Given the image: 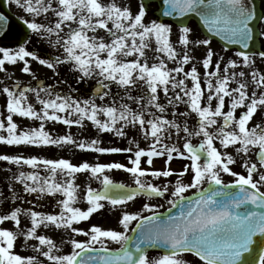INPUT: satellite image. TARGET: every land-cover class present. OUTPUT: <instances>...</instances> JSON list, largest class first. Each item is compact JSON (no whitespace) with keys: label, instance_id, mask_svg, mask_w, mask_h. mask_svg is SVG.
<instances>
[{"label":"snow or ice","instance_id":"1","mask_svg":"<svg viewBox=\"0 0 264 264\" xmlns=\"http://www.w3.org/2000/svg\"><path fill=\"white\" fill-rule=\"evenodd\" d=\"M15 3L31 17L24 20L27 28L46 38L61 54L42 58L24 44L15 50L0 47L3 54L0 71L5 70L6 62L14 65L21 61L22 71L30 73V57L54 72L67 65L71 72L79 74L77 82L95 78L96 86L87 97L56 91L53 85L38 84L33 88L21 87L17 82L15 88L5 86L7 115L0 118V143L72 144L81 150L132 155L130 167L123 163L75 164L65 158L0 155V161L31 166V171H20L14 176L24 192L61 197L56 200L58 214L20 207L0 214V264H44L34 255L23 256L15 251L19 236L25 241L37 240L38 245L33 247L51 264H189L183 257L185 253L199 258L201 264H264V240L255 262L245 258L254 245V237H264V71L256 68L253 55L241 50L236 53L239 60L224 56L214 60L217 54L211 47V39H193V29L187 25L179 32L178 43L183 51L178 52L171 39V25L146 20L144 4L133 11L120 0H15ZM163 4L167 6L166 16L194 13L209 32L248 49L255 12L247 0H163ZM5 19L0 14V21ZM195 46L206 48L201 61L205 69L203 82L195 64L187 71L184 67L195 59L192 54ZM149 51L153 53L151 58ZM259 56L264 58V51ZM169 61L175 62V66L169 67ZM241 65L251 68V72L237 71ZM252 86L256 90L250 91ZM161 92L166 103L161 102ZM29 93L34 94L39 109L29 102ZM179 105L185 111H177ZM169 106L171 119L167 115ZM239 109L243 110L238 114ZM257 115L261 122L253 123ZM14 116L40 123L38 127L20 129ZM189 117H195L192 124ZM49 121L81 128L89 121L97 132L121 138L135 130L150 143L141 147L133 137L126 148L102 147L98 139L76 141L71 134L53 137L45 127ZM194 137L200 138L198 143L193 142ZM230 146L244 157L255 151L257 162L243 160L246 175L233 170L237 161L227 150ZM177 157L189 161L179 172L170 167L163 170L151 167L154 158H165L166 164H170ZM142 163L149 167H143ZM107 169L126 170L135 177L137 187L129 189L114 183L104 174ZM189 172L191 179L186 183L183 178ZM80 173H90L102 184L101 190L89 186L83 192L86 210L76 206L81 199V186L77 183ZM223 173L235 179L225 184ZM148 175L177 177L171 190L173 199L168 201L173 207L179 206L177 214L162 217L157 205L144 203L142 211L123 213L119 221L123 231L93 225L85 232L73 227L75 222L85 221L103 209V201L116 206L134 200L139 193L164 197L169 185L146 182L143 178ZM205 182L210 185L207 189L202 187ZM189 189L198 190L193 198L185 196ZM17 198L13 193L12 199ZM144 211L150 214L144 215ZM22 214L30 218L31 226L27 229L20 227ZM8 221L14 223L15 231L2 226ZM132 222H136L131 228L136 233L134 237L128 235ZM42 225L71 229L89 239H71L72 251L57 254L60 249L56 242L37 234ZM105 238L118 242L120 248L109 249ZM96 243L101 244L100 249L94 247ZM153 246L166 251L158 257H149L147 248Z\"/></svg>","mask_w":264,"mask_h":264},{"label":"rangeland","instance_id":"2","mask_svg":"<svg viewBox=\"0 0 264 264\" xmlns=\"http://www.w3.org/2000/svg\"><path fill=\"white\" fill-rule=\"evenodd\" d=\"M125 6H130L133 11H136L137 6L142 4L140 0H120ZM7 7L10 11L22 22L25 19H31L30 15L25 13L19 6L16 5L15 0H7ZM157 6L155 4H149L146 7V20H157L158 18L155 14ZM42 19V18H37ZM172 41L177 48V51L182 52L183 48L178 43L179 32L180 30L172 27ZM25 43H23L29 50L36 51L42 58H50L49 54L52 55H60L61 50L53 48L49 45L46 38L39 37L40 41H37L38 45L34 44V36L35 34L31 32ZM37 36V35H36ZM193 39H199V35H191ZM0 47H7L9 49L15 50L19 47L15 45H1ZM198 46H195L193 50H196ZM2 53H0V58H2ZM149 57L151 58L153 53L149 51ZM30 60V67L32 72L24 73L22 71L23 62L18 61L16 64H5V70L0 71V118H5L7 115L6 111V93L3 92V88L5 86L13 88L17 82L20 83V86H30L36 87L37 82L39 80H43L44 85H53L56 86V91L62 93H68L79 97H87L93 93V88L96 86V79L90 78L86 82H77L76 77L79 75L78 73H73L70 71L69 67L65 65H61L57 72H54L52 69L47 68L44 65L39 64L38 61L32 60V58H28ZM175 66V62L169 61ZM58 82H63L58 84ZM190 82V81H189ZM113 91H116V88H113ZM161 94H163L161 92ZM160 94V95H161ZM29 102H32L38 109L40 105L35 99L34 94L29 93ZM98 103L100 101H97ZM135 107V105H133ZM14 120L19 125L20 129L30 128V127H38L40 121H34L29 118H23L20 116H14ZM46 130L53 136H61L66 134H71L76 141L82 140H92L98 139L100 142L99 146L102 147H120L126 148L129 147V139L135 137L141 147H147L150 143V140H145L141 135H138L135 130L129 131V136L125 138L117 137L112 133H99L96 128L89 121H85V125L83 128L77 125H73L71 127L64 125L60 122H51L49 121L46 125ZM2 131V130H0ZM6 135V132H3ZM175 140V139H174ZM168 142V141H166ZM23 147H26L23 149ZM135 149V145H132ZM35 149L34 151H27L28 149ZM21 155L24 157L28 156H38L49 159H58L65 158L69 159L71 162L75 164H79L81 162L87 161L89 163H123L126 166L130 167V159L129 157L132 155L131 153L120 152V153H98L93 150H81L75 147L72 144L66 145H7L5 143H0V155ZM146 158H142V161ZM177 159L173 162L176 163ZM0 163H9V165H0V214L7 213L11 209L15 207H20L22 209H27L31 207H37L41 202L50 203L49 211L52 208V203H55L57 197H48V196H40L37 193H26L23 191V185L14 179L15 175H18L20 167L8 162V161H0ZM188 160H183L181 163H176L179 167H173V170L179 172L182 170L183 166L188 164ZM172 164V165H173ZM165 158H154V163L151 166L154 169L163 170L166 166ZM31 171V166L24 165ZM143 167H149L146 163H142ZM23 171V169H22ZM105 175H108L113 182L122 183L129 186H136L135 177L127 172L124 169H107L105 170ZM146 182L154 183L157 185L168 184L169 189L170 185H174V179L171 183L168 182V177H152L148 175L143 178ZM184 182H189L191 179V172L187 173L183 178ZM77 183L81 186V199L77 202L76 206L80 207L82 210H86L88 207L86 199H84L83 192L87 189V187H92L94 189H99L101 186L100 179L93 178L90 173H80L77 174ZM18 197L17 199H12V194ZM61 198V197H60ZM59 198V199H60ZM104 208L94 212L87 220L75 222L73 227L81 228L83 231L87 232L93 225L99 226L105 230L113 229L117 231H123V226L119 223L123 213L125 211L128 212H138L142 211L144 203H151L157 205L156 209H163L166 204V198H153L149 199L146 196L139 195L136 196L134 200L128 201L123 205L112 206L110 203L103 201ZM34 205V206H33ZM60 209V208H58ZM36 210V209H35ZM144 215H147L148 212L144 211ZM24 216L23 214L21 217ZM25 218V217H24ZM23 218V219H24ZM29 218V217H28ZM22 219V218H21ZM22 221V220H21ZM134 222L130 224L129 231ZM24 228L27 229L31 226V223L24 220ZM13 225V226H12ZM22 225V222H21ZM3 227L16 230V226L13 222L8 221L5 222ZM15 226V227H14ZM22 228V229H24ZM53 239L57 244V238L54 239L55 235L50 234L46 235ZM89 239V236H85L83 234H78L77 240L86 241ZM104 243L107 244L108 248H114L116 243L111 241L109 238H105ZM97 245H101L100 243H96ZM17 245V242H16ZM69 251H72V247H70ZM149 257H158L157 253H149ZM185 260L189 262V264H201L197 257H194L192 254L185 253L183 254Z\"/></svg>","mask_w":264,"mask_h":264},{"label":"flooded vegetation","instance_id":"3","mask_svg":"<svg viewBox=\"0 0 264 264\" xmlns=\"http://www.w3.org/2000/svg\"><path fill=\"white\" fill-rule=\"evenodd\" d=\"M260 8L262 11V17L261 20L259 22L258 25V29H259V47L255 52H250V54L253 55V58L255 60V66L257 69L264 71V58H261L259 56V52L264 51V0H260ZM169 25H171V27L177 28V29H181V26H178L174 23H170ZM187 26L193 29V32L191 35H199V39H204V38H210L211 39V47L213 49V51L217 54L216 57H214V60L217 59L219 56H224L226 59L227 58H232V59H241L239 57L236 56V53L238 51H240L237 48H229L226 47L224 44L221 43L220 39L218 38H211L209 36H207L204 32V30L200 27V25L195 21V20H190L187 23ZM224 49H227V51H225ZM179 52V51H178ZM206 52V48L205 47H200L198 46L196 50H193L192 54L194 55L195 59L189 64V65H185V70H190L192 64H195L196 67L198 68V71L201 73V79L203 82V73L205 71V69L202 67V58L205 55ZM169 67H174L172 65V63L168 62ZM243 70L246 73H250L251 72V68L245 67L243 65H241L237 71ZM249 81H250V76L248 77ZM190 81V80H189ZM187 81V83L189 84V86L191 85V82ZM232 86H235L234 84ZM252 90H256L254 88V86H252L250 88V91ZM163 95V94H161ZM166 100V99H165ZM215 103V101L213 102ZM177 111L179 112H183L185 111V107L183 105H179L177 106ZM243 109H239L238 110V114L240 111H242ZM171 112H172V108L171 106H169L168 108V118L171 119ZM181 120L183 119L182 117L180 118ZM195 120V117H189V123L192 124ZM260 121V116L257 115L253 121V123H259ZM172 139L176 140L177 138L175 137V135H173ZM198 137H194L193 138V142L194 143H198L199 142ZM170 142V141H168ZM183 143V133H181V137L179 139V144L182 145ZM217 147H220L219 142L217 141ZM229 152H231L234 156V158L236 159V163L234 165H232L233 170L238 172V173H244L245 175L247 174L246 172V168L243 166V160L245 158H247L250 162H257V156L255 154V151H253L250 155H248L247 157L242 156L241 154H238L234 151V149L230 146L227 149ZM175 159H177L176 163H181L183 162V160L186 159H181V158H174L169 167L171 169H173V167H179L176 163L173 164V162L175 161ZM173 164V165H172ZM260 170V167L258 165V171ZM43 171V170H42ZM43 173V172H42ZM177 177L175 175L168 177V182L171 183L174 179H176ZM256 178H258V176H256ZM62 179V178H61ZM222 179L224 181L225 184H229L231 183L235 178L232 177L229 174L223 173L222 174ZM207 182H205L204 185H206ZM203 187V186H202ZM171 190H172V185H170V189L169 192L166 193V195H168V197L173 198L171 196ZM197 189H193L192 191H195ZM262 190H264V188H262ZM188 194V191L185 193V195ZM50 197V196H48ZM59 199V197L57 198ZM52 208L57 209L59 208V206L55 203H52ZM34 206V205H33ZM50 207V203L47 202H41L38 204V206L35 207H31L32 209H36L37 211H41V212H45L46 209H48ZM60 210V209H59ZM22 222L24 223V220L22 219ZM13 226V225H12ZM21 227V226H20ZM24 228V227H22ZM54 234L55 238H57V247L60 249L59 253L57 254H68L71 251H69L71 244H70V240L71 239H77V233H73L71 232V229H63V228H55V227H45V226H41L40 228L37 229V234L38 235H50V234ZM17 245L15 246V251L23 256H29V255H34L37 257L38 260H43L44 264H51V262L47 261V258L43 257L40 253H38L35 248L33 246L38 245V241L35 239H28L27 241H25V238L23 236H19L17 239ZM46 250V248H45Z\"/></svg>","mask_w":264,"mask_h":264},{"label":"water","instance_id":"4","mask_svg":"<svg viewBox=\"0 0 264 264\" xmlns=\"http://www.w3.org/2000/svg\"><path fill=\"white\" fill-rule=\"evenodd\" d=\"M142 2L145 5H148L151 2H157L159 5L157 15L159 16V18L161 20L162 19H169V20L178 22V24H185V22L190 18H194L198 21L200 19V17L194 13L186 14L183 17L178 16L176 14H173L172 16H166L164 14V12H165L167 6L163 4V0H142ZM247 2L250 4V6L254 9V12H255V17L250 24V26L252 28V39L249 41L248 49H244L243 46L239 45V44H230L227 40H223V42L229 47L234 46V47L239 48L240 50H245V51L251 52V51H254L256 49V47H258L257 25H258V22L261 18V11L259 8V1L258 0H247ZM0 14H2L6 18L5 20L0 21V44H20V43L24 42V40L27 37L28 30L26 29V26L22 22H20L16 18H14L11 15V13L6 9L3 0H0ZM203 26L207 27L205 24ZM210 35L214 36L215 34L211 33ZM39 84H42V81H40ZM116 184H119V183H116ZM209 187H210V185L206 186L205 189H207ZM212 187H216V186H212ZM128 188L129 189H135L136 187L128 186ZM121 191H123V190H121ZM139 194L147 195L145 193H139ZM194 194L188 196V198H193ZM153 196H155V195H153ZM179 211H180L179 206H176V207L172 206L171 208L167 209L165 212H162L160 214L162 217H166L169 214L175 215ZM135 235H136V233L132 232L130 237H134ZM261 240H264V237H259V235L257 237H254V245H253L251 251L249 253L245 254V258L248 261H250V262L256 261L258 255H259V251L261 250V247H262ZM149 250H157V251H161L162 253H164L166 251V249H164L162 247H157V246L147 248V251H149ZM91 254L95 255V253H91ZM103 254H104L103 252H100V255H103ZM100 264H102V262H100Z\"/></svg>","mask_w":264,"mask_h":264},{"label":"trees","instance_id":"5","mask_svg":"<svg viewBox=\"0 0 264 264\" xmlns=\"http://www.w3.org/2000/svg\"><path fill=\"white\" fill-rule=\"evenodd\" d=\"M64 67H66L65 65H63Z\"/></svg>","mask_w":264,"mask_h":264}]
</instances>
